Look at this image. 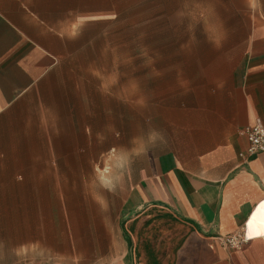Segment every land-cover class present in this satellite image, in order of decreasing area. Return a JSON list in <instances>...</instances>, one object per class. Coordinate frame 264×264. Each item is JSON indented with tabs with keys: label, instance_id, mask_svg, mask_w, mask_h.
Here are the masks:
<instances>
[{
	"label": "rangeland",
	"instance_id": "obj_1",
	"mask_svg": "<svg viewBox=\"0 0 264 264\" xmlns=\"http://www.w3.org/2000/svg\"><path fill=\"white\" fill-rule=\"evenodd\" d=\"M261 12L264 0L60 6L49 23L72 41L59 91L29 133L24 163L0 165V264L111 263L124 249V200L170 144L184 89L238 61L250 15ZM163 227L168 259L184 230Z\"/></svg>",
	"mask_w": 264,
	"mask_h": 264
},
{
	"label": "crops",
	"instance_id": "obj_2",
	"mask_svg": "<svg viewBox=\"0 0 264 264\" xmlns=\"http://www.w3.org/2000/svg\"><path fill=\"white\" fill-rule=\"evenodd\" d=\"M76 3L0 0L1 166L24 163L29 133L59 91L72 38L49 21ZM250 21L240 59L219 62L184 89L170 144L127 193L124 249L109 264H264V152L241 155L247 128L264 125V13ZM174 222L184 235L167 259L163 226ZM240 231L249 235L243 246L223 243Z\"/></svg>",
	"mask_w": 264,
	"mask_h": 264
},
{
	"label": "built area",
	"instance_id": "obj_3",
	"mask_svg": "<svg viewBox=\"0 0 264 264\" xmlns=\"http://www.w3.org/2000/svg\"><path fill=\"white\" fill-rule=\"evenodd\" d=\"M249 138V147L246 152L241 155L245 158H250L256 154L264 152V125L256 123L246 130ZM249 240V235L245 231H240L228 236L223 237V243L226 246L239 248Z\"/></svg>",
	"mask_w": 264,
	"mask_h": 264
}]
</instances>
